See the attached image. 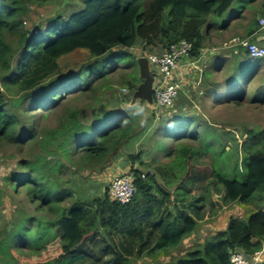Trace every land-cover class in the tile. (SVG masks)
I'll use <instances>...</instances> for the list:
<instances>
[{
    "label": "trees",
    "instance_id": "1",
    "mask_svg": "<svg viewBox=\"0 0 264 264\" xmlns=\"http://www.w3.org/2000/svg\"><path fill=\"white\" fill-rule=\"evenodd\" d=\"M48 2L0 0V143L15 148L18 154L23 148L27 153H36L19 160L18 171L10 172L3 180L14 193H23L30 203L47 211L55 231L54 238L38 252H15L19 263L55 264L66 257L65 264H98L80 252L87 238L95 233L110 249L115 247V237L125 236L127 247L121 248L125 254H130L133 241L141 240L137 247H151L145 255L155 261V255L175 248L185 236L194 233L202 221L201 203L210 190H222L220 198L223 196L229 204H245L264 187V129L255 132L244 128L245 137L238 142L234 131L218 127L217 147L224 151L231 146L247 161L243 182L227 179L214 166L200 162L205 153L213 152L215 144L200 146L194 143L200 142L195 137L180 142L184 139L181 137L166 155L169 161L157 163L154 151L159 123L176 110L181 111V107L189 112L183 104L195 114L194 105H201L202 96L206 98L207 92L213 90L214 80L205 72L200 82L205 89L194 95V100L178 95L171 109L149 108L142 101L150 114V119L147 115L143 119L142 127H137L140 113L132 110L134 105L129 106L141 82L136 74L132 75V69L120 82L126 91L120 101L127 105L123 112L105 109L107 103L101 94L111 91L109 83L94 84L101 77L106 82L108 66L113 63L137 67V57L129 51L136 46L143 51L164 49L187 40L193 44L191 57L195 59L200 54L202 28L208 16L221 18L234 0H82L79 10L68 17L62 11L32 22V8ZM26 20L30 21L29 27L23 26ZM76 50L88 51L89 58L63 75L50 74L42 79L55 68L59 58ZM242 76H246L244 68ZM249 77L251 81L256 78ZM72 91L77 95L66 100ZM79 95L90 96V101L76 106L70 100H77ZM60 105L62 112L57 114ZM115 113L120 117L118 124L99 133V119ZM46 119L52 124H41ZM109 157L110 162L121 159V165L125 164L132 176L136 191L125 204L111 201L108 186L87 177L106 169ZM64 171L65 178L61 176ZM158 177L161 184L174 185V189L168 192ZM67 199L70 203L64 206ZM263 242L264 211L250 215L244 222L229 217L225 229L201 248L165 264H230L231 249L251 257ZM150 243L153 244L149 246ZM111 251L114 264H128L120 252Z\"/></svg>",
    "mask_w": 264,
    "mask_h": 264
},
{
    "label": "rangeland",
    "instance_id": "2",
    "mask_svg": "<svg viewBox=\"0 0 264 264\" xmlns=\"http://www.w3.org/2000/svg\"><path fill=\"white\" fill-rule=\"evenodd\" d=\"M81 2L82 0H49V2L42 7L32 8L31 21L37 23L45 17L62 11H64L65 17H68L71 13L79 10V4ZM244 10L264 12V0H234L221 18H216L212 15L208 16V18H216L220 27H223L230 18L240 15ZM29 25V20L23 23L24 27H29ZM226 49L228 48L226 47ZM129 51L136 57H144L147 53L159 54L161 48L156 47L143 51L141 47L136 46L129 49ZM88 58L89 53L86 50H76L68 55L62 56L56 61L55 68L50 73L44 74L42 79L46 80L50 74L63 75L67 71L77 68ZM243 62L249 63L250 61ZM256 62L264 64V59H256ZM203 63L202 67H200L202 71L201 76L199 77L198 73L192 76L191 79L193 81L190 79V81L188 80L189 83L184 85L179 96L188 95L190 100H194V95L198 94L200 90L203 91L205 89L202 88L199 83L202 79V73L205 72V75L210 79L209 73L211 72L208 71H211L215 66L217 68L219 64L221 66H226L225 72L227 73L223 74L224 79L219 82V78H222V75L220 77H211L212 80H214L212 85L213 90L207 92L206 98L202 96L201 105H194L193 109L195 114H192V109L187 108L188 106L183 104L189 112L185 113L183 107H181V111L176 110L170 117H165L159 123L155 132L157 139L153 136V138L156 139V150L154 154L157 153L158 155L157 157L153 156L158 159L157 163H167L169 160L165 157L177 140L183 136L184 139L180 140V142L186 141L187 139H194L195 137V139H200V142L195 140L197 142L194 143H199L200 146L201 143L207 142H209L210 145L213 143L215 144L213 152L205 153V155L199 159L200 162L208 166H214L221 171L223 176L227 179L243 182L245 178L244 169L247 166V161L244 160V156L241 153H235L231 146H226L224 151L217 147V139L219 137L218 127H226L234 131L236 133L235 138L238 142L242 141L245 137L242 133L244 128L245 130L254 129L255 132L264 129V68L256 80L251 81V77L242 76L243 68H241L239 63L235 60L216 63L213 57H211L207 65L203 66ZM206 66L207 68H204ZM151 68L154 69V67ZM131 69L133 70L132 75L135 76L136 74L138 80V68L136 66L130 68L121 63H113L108 66L109 73L107 74L106 82L103 81V77H101L100 80L95 79L94 84L97 86L103 82L105 84L109 83L110 85L111 91H108L106 94H101L103 93V89L100 91L104 102L107 103L105 105L107 111L112 113L118 111L123 112L122 109L127 106L120 103L123 95L126 94V92H122L125 88L120 86V82ZM230 76L234 77L235 80L232 81ZM218 83L221 85H218ZM70 88H72V86H70ZM76 91H72L66 97V100L76 96ZM88 95H79L77 100L70 101L76 106H81L90 101V96ZM259 98L262 99L263 102H261ZM116 100L118 104L113 105L112 103ZM142 103V101L137 100L132 107L133 111L140 113L139 119L141 120L138 122L139 125L137 127H142V122L146 115L148 119H150L149 110H147ZM60 106H58L59 110L57 114L62 112V106ZM139 109H143V111L139 112ZM40 112H43V110ZM190 117L194 119L191 120ZM118 118H120L118 113L114 115L107 114L99 119L96 124V129H98L99 133L106 132L118 124ZM43 123L47 125L52 124L50 123V119H46L41 124ZM54 124L55 123H53V125ZM90 139L91 136L88 140ZM226 140H229V136H226ZM23 149L24 150L21 152L22 154H18L19 152L15 148L0 143V264H21L14 257L15 252L18 255L22 253H36L43 248L46 242L53 239L55 236V231L51 227L48 219V217H50L49 213L42 210V208L35 203H30L23 193H14L8 186V182L3 180L10 172L18 171L16 164L19 160L28 159L30 156L36 154L27 153V148ZM124 167L125 164L121 165V159H114L106 169L100 172L89 173L87 177L90 181H93V183H98L106 187L109 186L110 180L114 176L126 174L128 172V167H125L123 170ZM66 175L67 173H65V171L61 173L63 178H65ZM157 181L160 183L161 180L159 177ZM161 186L165 187L168 192L174 189V185L166 186L165 184H161ZM222 194V190L220 189L210 190L205 196V202L201 203L204 205V212L201 214L202 216L199 220L202 221L194 233L185 236L175 248L161 252L155 256L153 255L156 257L155 261L153 257H146L145 255L151 248L149 246L153 243H150L148 246L149 248L146 249L142 248V246L137 247L141 240L133 241L130 254H125L122 250V245L127 247V243L123 241L125 236L115 237V247L112 246L110 249L106 247L107 243L101 240L102 236L98 233L87 238L84 246L80 247L81 256L87 260L97 261L98 264H114L113 252L111 251L114 250L120 252L121 257L127 258V260H129L128 264H165L183 257L187 252L201 248L205 241L210 240L216 233L225 229L229 217L244 222L250 215L258 211H264V187L259 188L252 199L245 204H229V202L223 201V196L220 198ZM67 200L64 202V206L70 203V200ZM201 204H199V206H201ZM167 208L169 207H166V209ZM187 212L192 214L191 211ZM140 247L142 248L139 251L141 254L138 255L137 251ZM67 259L66 257L59 259L55 264H65ZM73 261L74 260L71 262Z\"/></svg>",
    "mask_w": 264,
    "mask_h": 264
},
{
    "label": "built area",
    "instance_id": "3",
    "mask_svg": "<svg viewBox=\"0 0 264 264\" xmlns=\"http://www.w3.org/2000/svg\"><path fill=\"white\" fill-rule=\"evenodd\" d=\"M258 23L264 26V19L259 18ZM226 47H239L250 58L264 59V48L259 47L248 39L235 37L225 44ZM193 44L187 40H180L164 49L159 54L147 53L146 57L151 71L155 75L153 84L154 107L158 109H171L178 95L182 91V83L176 79L177 70L183 63L189 64L201 76V69L192 62L191 52ZM151 67H154L152 69ZM199 81V80H198ZM122 92H126L125 89ZM142 177H144L142 175ZM132 176L128 173L114 176L108 186V196L111 201L125 204L135 194ZM264 259V242L261 248L251 257L245 256L237 249L229 251L230 264H261Z\"/></svg>",
    "mask_w": 264,
    "mask_h": 264
},
{
    "label": "crops",
    "instance_id": "4",
    "mask_svg": "<svg viewBox=\"0 0 264 264\" xmlns=\"http://www.w3.org/2000/svg\"><path fill=\"white\" fill-rule=\"evenodd\" d=\"M250 11L252 10H244L240 15L230 18L223 27H220L216 18H207V23L202 28L203 38L200 54L195 59H192V62H195L197 66L202 67V63L204 62L203 66L207 65V62L209 63L211 57H213L216 63L235 60L244 68V74L246 76L254 75V77L257 78L263 71V63L256 62L257 58H250L248 54L239 47H227L228 49H226V46H224L229 43L231 39L240 37L248 39L259 47H264V26H260L258 23L259 18L264 19V12L257 10ZM204 68H207V66ZM225 71L226 66H221L219 64L217 68L215 66L208 72H211L209 73L210 78L215 76L220 77L222 75V78H219V82H221L224 79L223 74L227 73ZM196 73L197 71L191 68L189 64H182L177 70L176 76V79L182 83V89L190 80L193 81L191 77L195 76ZM262 264H264V259Z\"/></svg>",
    "mask_w": 264,
    "mask_h": 264
},
{
    "label": "water",
    "instance_id": "5",
    "mask_svg": "<svg viewBox=\"0 0 264 264\" xmlns=\"http://www.w3.org/2000/svg\"><path fill=\"white\" fill-rule=\"evenodd\" d=\"M136 64L138 68V77L141 79V82L137 85L135 90L132 93L129 106H133L137 100L143 101L147 107H154L153 93L154 88L153 84L155 81V75L151 71L149 63L146 57H137ZM110 164V157L108 158L107 165Z\"/></svg>",
    "mask_w": 264,
    "mask_h": 264
},
{
    "label": "clouds",
    "instance_id": "6",
    "mask_svg": "<svg viewBox=\"0 0 264 264\" xmlns=\"http://www.w3.org/2000/svg\"><path fill=\"white\" fill-rule=\"evenodd\" d=\"M200 81H201V80H200ZM199 83H200V82H199ZM138 111H139V112H142V111H143V109H139Z\"/></svg>",
    "mask_w": 264,
    "mask_h": 264
}]
</instances>
